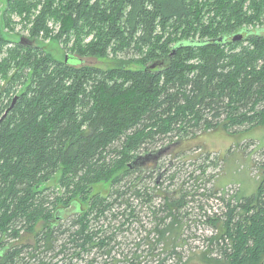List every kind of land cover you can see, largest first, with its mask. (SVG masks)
<instances>
[{
	"label": "trees",
	"instance_id": "trees-1",
	"mask_svg": "<svg viewBox=\"0 0 264 264\" xmlns=\"http://www.w3.org/2000/svg\"><path fill=\"white\" fill-rule=\"evenodd\" d=\"M1 2L0 238L16 240L42 222L37 238L48 241L73 208L72 245L105 248L109 238L97 239L90 222L121 197L124 179L132 176L134 195L151 198L139 183L165 168L161 153L171 157L197 132L264 127V0ZM17 24L27 36L15 33ZM45 41L59 42L63 58ZM84 58L110 66L79 64ZM257 166L254 193L229 198L223 229L209 239L227 241V264H264V161ZM57 175L62 193L53 190L50 201L44 185ZM101 184L107 197L93 193ZM185 196L164 197L158 242L180 219ZM176 241L165 251L174 253ZM20 252L0 240V264H15Z\"/></svg>",
	"mask_w": 264,
	"mask_h": 264
},
{
	"label": "rangeland",
	"instance_id": "rangeland-1",
	"mask_svg": "<svg viewBox=\"0 0 264 264\" xmlns=\"http://www.w3.org/2000/svg\"><path fill=\"white\" fill-rule=\"evenodd\" d=\"M2 5L1 11L4 8ZM19 26L17 24L15 33L27 36ZM260 33L264 34V31ZM13 37L15 40L18 38ZM43 46L57 60L65 54L59 42L45 41ZM79 64L105 69L110 66V61L84 58ZM230 131L233 136L222 127L202 134L195 133L191 141L201 146V150L196 149L191 141H184L183 148L176 149L171 157L162 158L164 154L161 153L156 159L158 164L165 163V168L139 183V187L142 190L146 188L151 198L134 195L132 176L124 179L118 187L121 197L110 199L109 210L90 222V232L98 231L97 239L109 238V245L105 248L93 247L84 252L72 245L69 236L77 227L71 223L78 214L73 208L68 216L59 221L48 241L37 238L43 229L42 222L35 226L33 232L21 228L20 237L16 240L4 237L0 240L4 247L11 245L21 250L15 264H88L92 258L95 259L92 264H128L134 256H140L139 264H227L221 258L227 241L210 242L209 239L223 229L229 198L254 193L259 177L257 163L264 161V127L246 130V126L236 125ZM57 177L44 185L50 201L54 198L51 195L53 190L62 193ZM153 186H158L160 196L154 194ZM109 191V186L104 184L93 187V193L97 192L102 197H107ZM183 193L186 194V204L179 214L180 219L169 236L158 242L154 228L164 227V223L158 221L165 215L164 197L177 199ZM131 211L133 215H130ZM208 219L217 222L210 223ZM172 238L177 240V244L174 253H169L171 249L165 251V248ZM148 246L154 249L151 253ZM76 253L81 255L76 256ZM203 256L218 262H209Z\"/></svg>",
	"mask_w": 264,
	"mask_h": 264
},
{
	"label": "water",
	"instance_id": "water-1",
	"mask_svg": "<svg viewBox=\"0 0 264 264\" xmlns=\"http://www.w3.org/2000/svg\"><path fill=\"white\" fill-rule=\"evenodd\" d=\"M240 38H241L240 36H239V37H235V38H233V40L236 41V40H239ZM220 41H221V39H220ZM14 102H15V101H14ZM12 106H13V105H12ZM12 106H11L10 108H12ZM10 108H9V109H10ZM9 109H8V110H9ZM158 156H160V155H158Z\"/></svg>",
	"mask_w": 264,
	"mask_h": 264
}]
</instances>
